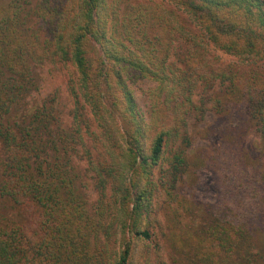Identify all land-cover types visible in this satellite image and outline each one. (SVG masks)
Instances as JSON below:
<instances>
[{
	"label": "trees",
	"instance_id": "trees-1",
	"mask_svg": "<svg viewBox=\"0 0 264 264\" xmlns=\"http://www.w3.org/2000/svg\"><path fill=\"white\" fill-rule=\"evenodd\" d=\"M23 11L0 17V264H264V0H39ZM212 51L237 61L219 65ZM58 63L71 75L66 128L56 99L38 97L37 69ZM209 112L243 125L256 155L237 138L196 158L189 121ZM205 167L219 202L201 209L181 184Z\"/></svg>",
	"mask_w": 264,
	"mask_h": 264
},
{
	"label": "rangeland",
	"instance_id": "rangeland-1",
	"mask_svg": "<svg viewBox=\"0 0 264 264\" xmlns=\"http://www.w3.org/2000/svg\"><path fill=\"white\" fill-rule=\"evenodd\" d=\"M39 0H0V17L8 15L10 6L16 4L22 8V14L25 15L26 8L33 7ZM135 1V0H132ZM144 1L148 0H136ZM35 29H39L41 34L44 30L41 29L40 23L35 18L31 19ZM214 61L219 65L231 66L236 63L237 59L224 54L222 52L212 51ZM37 75L40 81V92L38 97L40 100L55 98L56 111L60 123L64 128L69 127L72 122V108L74 106L72 96L69 90L70 73L62 66V64H49L43 68L37 69ZM138 102L141 107L147 111L149 108V101L147 98V86H141L140 83L135 86ZM232 118V117H231ZM231 118L209 112L202 119H190L189 131L193 140L192 153L196 158H205L212 156L217 152L218 148L222 147L226 142L235 140L237 138L243 139L248 145V151L254 153L258 148V141L252 136H242L239 129L234 130L231 126ZM214 130H222L218 135L211 136ZM229 131V132H228ZM76 167L82 174L81 187L85 194L86 201L90 212H93L95 202L97 200V193L94 189L91 177L85 173V165L82 161L75 162ZM191 177V176H190ZM189 176L181 184V194L194 205V207L201 209L206 207L217 206L219 202V178L214 171L208 167L199 170L191 178Z\"/></svg>",
	"mask_w": 264,
	"mask_h": 264
}]
</instances>
